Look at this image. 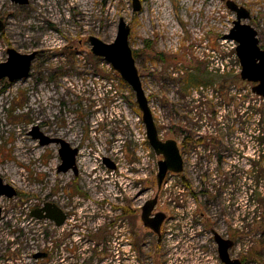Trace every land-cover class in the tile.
<instances>
[{
  "label": "rangeland",
  "instance_id": "rangeland-1",
  "mask_svg": "<svg viewBox=\"0 0 264 264\" xmlns=\"http://www.w3.org/2000/svg\"><path fill=\"white\" fill-rule=\"evenodd\" d=\"M227 1L141 0V11L133 13L132 0H30L27 5L0 0V20L6 25L0 63L7 61L10 48L21 54L37 52L28 78L0 80V178L17 192L12 198L0 196V264H150L155 237L142 223L141 208L157 194L155 212L169 217L164 226L166 263L200 264L201 250L194 253L192 248L209 245L210 238L200 233L192 237L193 227L206 226L201 213L208 216L205 203L210 197H197L205 186L192 175L196 160L186 159V186L180 175L168 173L158 190L163 157L148 142L135 93L108 62L92 54L88 39L114 42L123 18L131 27L129 44L160 138L179 144L180 127L192 131L195 118L205 112L197 103L196 93L201 92L207 97L206 109L211 102L215 105L214 130L223 139L227 112L216 107L208 90L225 82L231 89L254 86L241 80L237 44L224 38L236 19ZM232 1L250 11L251 19L244 22L258 31L264 49V0ZM252 103L232 107L230 119L237 121L248 109L247 141L255 155L264 100L259 107L256 98ZM35 127L79 149V175L57 171L60 146H41L30 135ZM82 153L90 154L88 164L81 162ZM261 158L262 185L256 191L252 184L258 200L250 194L249 180L256 159L248 158L243 166L247 180L236 185L246 196L232 195V181L226 202V223L232 236L240 233L231 255L243 264H264V144ZM207 190L214 195L215 188ZM46 203L69 214L63 227L32 215ZM130 211L136 216L128 217ZM211 211L219 209L213 205ZM112 222L117 229L104 230ZM184 241L187 256L181 253ZM49 252L52 260L35 258Z\"/></svg>",
  "mask_w": 264,
  "mask_h": 264
},
{
  "label": "flooded vegetation",
  "instance_id": "flooded-vegetation-1",
  "mask_svg": "<svg viewBox=\"0 0 264 264\" xmlns=\"http://www.w3.org/2000/svg\"><path fill=\"white\" fill-rule=\"evenodd\" d=\"M253 87L250 88L249 90L231 89V87L228 86V83L225 82L224 87L213 88L208 90L210 99H215L218 102L216 104V107L223 108L227 112L226 119L223 124L225 129V133L223 134V139H221L218 136V133L221 132L220 131L215 132L214 130V128L216 127L214 123H217L215 119L216 114L213 111L215 105H213L211 102L212 106L210 105L209 107L210 110L206 109V105L204 101L207 100V97L205 96V94L201 92L200 94L196 93V97L198 98L197 103L199 104V108L201 110H204L205 112L202 113L200 112L199 115L195 118V120L193 121V123L195 124L191 132L185 131L183 126H181L179 129L180 141L178 147L183 159V170L182 172L178 173V175L181 176V183L183 186H186L188 184L185 181L187 174L186 159L189 156H191L196 160L192 175L194 176V179L197 181V184L201 186H205L204 189L197 191L198 192L197 197H199L201 194L203 196L210 197V200H207V202L205 203L206 205L205 207L209 209L207 210V212H209L208 216L206 217L205 211L201 213L202 216L205 217L204 220L207 223L206 226H204L202 229L201 227H198L197 224L195 223L193 227L194 228L193 230L195 231L192 237L195 238L196 235L200 233L201 236L209 235L210 238L209 245H201L200 247L195 249L192 248V250L195 251L194 253L201 250L200 251L201 253L199 255L201 256L200 264H225L220 257L219 243L217 241V237L221 238L222 240L233 242V246L228 250L230 257L233 258L231 255V250L233 247L237 245L235 239H237L240 236V233L238 232L239 236H232L233 233L231 227L228 226L226 223V216H227L226 202H230L232 181L235 183L234 184L235 192L232 195L237 198L239 196L242 197V195L246 196V192L239 190V188H237L236 185L241 183L242 180H243L242 184H244V182L247 180V172L246 169L243 168V166L244 164L247 163L248 158L256 159L251 161L252 172L249 180L251 182L250 185L252 189L250 194L252 197L256 196L257 200L259 197L258 193L253 195L254 189L252 184L253 182L255 183L256 191L262 185L261 157L263 154V144H264L262 113H258V117L260 119L258 120L256 135H255V141H256L255 155H253V152L249 150V143L247 141L248 128L249 126H251L250 125L251 122L247 121L248 114L245 115L248 109L244 108L240 118L237 121H232L230 119L231 117L230 110L232 107L235 106L245 107V106L253 105L252 101L254 100V98H256V103H257L256 105L258 107L260 106V103L262 100H264V98L255 94ZM242 92H244V95L242 94ZM232 94L234 95L238 94L240 98L232 99L231 98ZM230 124L234 125V127L231 128ZM250 132L252 133V130H250ZM54 139H59V138H54ZM233 139L234 142H232ZM251 139H253V137H251ZM73 172L76 175H79L77 161H76V172L75 171ZM209 187L215 188V191L213 192L214 195H212L211 193L209 194V191L207 190ZM157 195L159 197V194ZM213 205H215V209L218 208L219 211L210 212V210L213 208ZM210 207L212 208L210 209ZM158 212H163V211H158ZM158 212H155L154 210L153 214H156ZM136 214H137L136 211H130L128 213V217L130 218L135 217ZM141 214H142V210H141ZM66 215H67V220L65 221L64 225L67 223L69 217L68 213H66ZM168 218L169 217L166 214V218L160 228V234H161L160 236L155 234L150 228L144 226L145 229L148 231V233H150L153 237H155V243L150 251V254L148 255L150 264H167L165 261V258L167 256L165 252L168 251V246L165 244L166 242L165 238L167 236V233L164 226L165 223L168 221ZM108 225L109 226L105 227L104 230H108L109 228L112 229V231L114 232L115 229H117V223L115 222H112L111 224ZM187 247L188 244L186 241H184V245L183 247H181V253L183 252L184 256H187L188 254L187 252L188 249H186ZM194 247H197V245H194ZM36 255H38V257H35L36 259H51V260L53 259L54 256L52 252L38 253ZM233 259H239V258H233ZM239 260L243 263L241 259Z\"/></svg>",
  "mask_w": 264,
  "mask_h": 264
},
{
  "label": "water",
  "instance_id": "water-1",
  "mask_svg": "<svg viewBox=\"0 0 264 264\" xmlns=\"http://www.w3.org/2000/svg\"><path fill=\"white\" fill-rule=\"evenodd\" d=\"M15 4L27 5L30 0H11ZM227 8L236 15L233 27L225 35V39L234 41L236 55L241 65L240 78L243 81L254 83V93L264 98V49L260 46L258 31L244 21L251 19V13L245 7L239 6L232 0L226 2ZM133 13L142 9L141 0H132ZM5 29V24L0 20V37ZM131 27L122 18L119 21L117 36L112 43H106L95 36H90L88 41L91 45V52L96 57L103 58L120 77L132 88L135 93L138 109L142 114V121L146 128L147 139L158 156L163 159L158 163L157 186L161 190L163 182L168 173L178 174L183 170V159L180 154L178 142L173 139L163 141L160 138L159 130L154 120L150 102L143 87L133 50L129 44ZM8 59L0 63V80L7 79L14 82L28 78L31 72L32 63L37 56V52L21 54L14 49L7 50ZM34 140H38L41 146L57 143L60 145L59 156L61 164L58 167L59 173H66L70 170L76 172V158L79 153L78 148H73L63 139H54L44 135L39 127H35L30 133ZM104 162L111 168L114 165L105 159ZM17 194L10 185L3 183L0 178V196L12 198ZM159 197L156 195L142 206L141 220L145 227L150 228L155 234H160V228L166 218V214L158 212L153 214L158 204ZM2 209L0 208V214ZM32 215L39 220H51L57 227L62 226L67 220L66 213L56 204L46 203L42 208L32 212ZM221 260L225 264H243L239 259L230 257L228 250L233 246L232 241L222 240L217 237ZM38 257V255H35Z\"/></svg>",
  "mask_w": 264,
  "mask_h": 264
},
{
  "label": "bare ground",
  "instance_id": "bare-ground-1",
  "mask_svg": "<svg viewBox=\"0 0 264 264\" xmlns=\"http://www.w3.org/2000/svg\"><path fill=\"white\" fill-rule=\"evenodd\" d=\"M24 146V145H23ZM24 148H26V146H24ZM82 155H83V157H84V159H82L81 160V162L83 163V164H88V161H89V156H90V154H87V153H82ZM111 177H108V178H105V179H110ZM102 181H103V178H102ZM63 227V226H62Z\"/></svg>",
  "mask_w": 264,
  "mask_h": 264
},
{
  "label": "trees",
  "instance_id": "trees-1",
  "mask_svg": "<svg viewBox=\"0 0 264 264\" xmlns=\"http://www.w3.org/2000/svg\"><path fill=\"white\" fill-rule=\"evenodd\" d=\"M262 122H263V127H264V114L262 113ZM264 131V129H263ZM263 135H264V132H263ZM263 143H264V136H263ZM125 212H127V210H125Z\"/></svg>",
  "mask_w": 264,
  "mask_h": 264
},
{
  "label": "built area",
  "instance_id": "built-area-1",
  "mask_svg": "<svg viewBox=\"0 0 264 264\" xmlns=\"http://www.w3.org/2000/svg\"><path fill=\"white\" fill-rule=\"evenodd\" d=\"M147 136V135H146Z\"/></svg>",
  "mask_w": 264,
  "mask_h": 264
}]
</instances>
